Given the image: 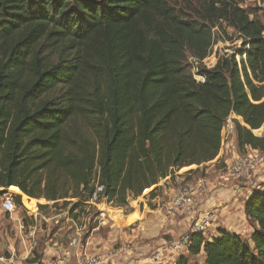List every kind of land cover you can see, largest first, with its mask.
I'll return each mask as SVG.
<instances>
[{"label":"trees","instance_id":"16d2710c","mask_svg":"<svg viewBox=\"0 0 264 264\" xmlns=\"http://www.w3.org/2000/svg\"><path fill=\"white\" fill-rule=\"evenodd\" d=\"M244 2L0 0V198L74 212L98 178L119 208L153 199L220 160L229 117L239 155L264 153L263 10ZM244 212L250 241L192 234L188 253L264 264V190Z\"/></svg>","mask_w":264,"mask_h":264},{"label":"crops","instance_id":"0c3cea01","mask_svg":"<svg viewBox=\"0 0 264 264\" xmlns=\"http://www.w3.org/2000/svg\"><path fill=\"white\" fill-rule=\"evenodd\" d=\"M210 180L211 189L218 191L215 192V197L219 193H226L229 203L226 205L219 203V205L215 204L214 200L208 201V198L199 200L198 212L207 207L217 208L215 221L207 238L218 236L219 230H225L241 237L249 236L251 233L247 232L248 220L244 207L255 189L251 182L234 183L235 185L232 184L231 187L225 189L221 186L226 185L225 179L212 175ZM258 183L264 184V172L260 174ZM162 194L159 199L153 201L151 205L154 206L148 208L149 210L139 207L124 215L115 214L99 219L93 226L94 228L84 237L82 250H77L71 245L73 235L63 218L55 222L40 220L37 224L30 226L24 223V216L19 217L17 223L10 222L9 219L12 218L2 209L0 210V252L7 253L8 249L11 250L12 258L11 254H6L8 258H11L10 264H35L55 259L67 264H76L82 254L98 256L104 264H146L156 249L165 242L179 239L189 231L191 225L188 219L173 214L167 209L166 205L170 200L167 188H164ZM28 207L29 211H25L27 214L32 213V210L40 212L39 208ZM50 211L53 212L52 209ZM44 213L48 212H41V218ZM1 218L9 219L2 221ZM32 228L37 229L35 238H31L29 234ZM16 245H19L21 250L24 248L25 252L19 254L12 252L16 250ZM184 256L190 259V264H205L203 252L198 256H191L187 252ZM167 264H171V260H168Z\"/></svg>","mask_w":264,"mask_h":264},{"label":"built area","instance_id":"2783aa9c","mask_svg":"<svg viewBox=\"0 0 264 264\" xmlns=\"http://www.w3.org/2000/svg\"><path fill=\"white\" fill-rule=\"evenodd\" d=\"M225 128L226 145L224 154L218 162L212 165H221L222 161H225L227 168L224 176L227 181L240 183L256 179L257 176H260V174L264 172V153L254 151H249L244 155H237L235 153L231 161H226L224 159V155L228 139L231 135L235 136L234 124L231 117L227 119ZM187 174L188 173L184 174L181 171H175L173 174L174 176L167 177L159 182L155 188L157 190L154 193L155 197L153 199L147 197L145 198L146 200L143 201V203H145L143 208L149 210L148 208L153 206L151 204L155 202L154 200L159 199L161 197L160 194L164 191V188H167L170 199L168 205H166L167 209H169V211L173 214H177L185 219H188L191 223L188 232L184 233L177 240L165 242L161 247L152 253L146 264H167L168 260H171V264H175L180 256H184L188 252L191 235L202 234L206 237L214 222L215 212L212 208L207 207L201 212H198L197 210L199 200L204 199L210 193L212 188L211 180L206 176H202L197 179H190L192 178V176H190L191 174H189L188 178H186L185 175ZM131 199L128 200V204H130ZM129 206L130 205L124 207L125 209L117 207L112 201H110L109 197L106 195L105 186L98 180V182L94 184L89 200L83 208L76 209L74 212H71L70 210L73 208V203H71L65 210L61 209V212L57 209L52 210L53 213L66 214V218H63V220L65 223L67 222L69 230L73 235L71 245L77 250H82L84 237L87 236L92 228H94L93 226L97 224L99 219L108 218L110 215L115 214L124 215L129 212ZM16 208L17 207L11 198L7 197L4 199L2 209L12 219L13 215L16 213ZM37 213L41 215V212ZM54 219L55 218H52L51 220ZM36 230V228H32L29 231L31 238H35ZM8 254H11L10 249H8ZM12 257L13 254H11V258ZM11 258H8L5 254H0V264H10ZM35 264L67 263H63L61 260L55 259L49 262H38ZM76 264H104V261L98 256L82 254L81 257L77 259Z\"/></svg>","mask_w":264,"mask_h":264},{"label":"rangeland","instance_id":"374dc122","mask_svg":"<svg viewBox=\"0 0 264 264\" xmlns=\"http://www.w3.org/2000/svg\"><path fill=\"white\" fill-rule=\"evenodd\" d=\"M165 1L167 2V4L170 7L176 9L178 12H181V14L187 13V9L189 7V4H188L189 0H165ZM243 6L245 8H247V9H249V10H254V9H257V8H261L263 10V13H261L260 18L263 19V21H264V3L259 4L256 0H245ZM229 32L232 33V30H229ZM186 66L194 67V60L191 57H189V56H188V59H187V62H186ZM194 73H195V71L193 72V74ZM227 143L228 144L226 146V151H225L224 159L226 161H231L232 158L234 157L233 155L235 153L237 155H239V152L236 149L235 136L234 135H231L230 138L228 139V142ZM226 168H227V164L225 163V161L224 162L222 161L221 165H216V166H213L212 164L202 165V166H200V167H198V168H196L194 170V173L190 175V176H192V178H190V179H197V178L202 177V176L203 177L206 176L209 179H211L212 175H218L220 178L225 179V176L224 175L226 174ZM181 172L184 173V174H186L188 172V170H183ZM259 178H260V176H257L256 179H254V180L246 181V182H251V185L255 188L253 191H255V190H264V184L260 185L258 183ZM96 182H98V178L94 181V184ZM222 182L224 183V181H222ZM225 182H226V185L225 186L221 185L222 187H225V189H228L229 187H231L232 184H234V182H232V181H227L226 180ZM246 182H242V183H246ZM257 184H258V186H257ZM211 190H210V193L208 194V196L205 197V199L208 198V201L209 200H214V201H216L215 204L222 203V204L226 205L227 203H229V202H227L226 193H222V194L219 193L215 197L214 194H215V192H218V191H216L215 189H213L212 191ZM160 195H163V194L161 193ZM147 197H140L138 200L131 199L130 200V204H128L131 207L129 206L130 209L128 211L134 210V208L138 209L139 207H143V205L145 204V203H143V201L146 200L145 198H147ZM5 198H7V197L0 198V210L1 211H2L3 201H4ZM246 199L247 198H245V200ZM42 203L43 202H41L40 204H42ZM156 205L157 204H155V206ZM209 208H212L214 210V212L216 213L217 208H215L214 206L209 207ZM24 211L25 210L16 208V213L13 215V217H14L13 219L14 220L9 219V218H1V219H2V221H5L6 219H9L10 222L12 221V223L13 222L14 223H17L18 222V218L24 216V223L25 224L28 223L30 226H32V225L37 224L40 220H46L47 221V220H51L52 218H55L54 220H51L52 222H55V221H57V220H59L61 218H66V214L65 213H53L52 211H49L48 213H44L43 214V218H41L42 215H40L36 211H33L32 210V213H29V214L25 213ZM3 217H4V214H3ZM246 228H247V232L249 231L251 234L250 235L248 234L249 236L242 237V238L245 241H250V238H251V236H252V234L254 232L255 225H254L253 222L248 221V224H246ZM208 233H209V231H208ZM207 235H206V238H207ZM210 238H212V236H210L208 239H210ZM12 247L14 248V245L13 244H12ZM15 248H16L15 251L12 249L13 250L12 252H15V254L22 253L23 251L25 252L24 248L22 250L19 249L20 248L19 245H16ZM29 251L31 253V250H29ZM0 254L1 255H3V254L6 255V254H8V252L7 253L0 252ZM189 262H190V259H189Z\"/></svg>","mask_w":264,"mask_h":264}]
</instances>
